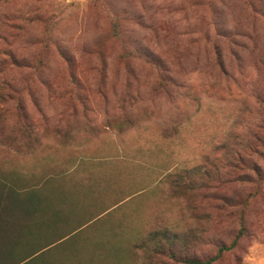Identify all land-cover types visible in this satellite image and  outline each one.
<instances>
[{
    "label": "rangeland",
    "instance_id": "obj_1",
    "mask_svg": "<svg viewBox=\"0 0 264 264\" xmlns=\"http://www.w3.org/2000/svg\"><path fill=\"white\" fill-rule=\"evenodd\" d=\"M6 52L0 176L66 196L57 264H184L163 231L206 260L241 227L213 264H264V0H0Z\"/></svg>",
    "mask_w": 264,
    "mask_h": 264
},
{
    "label": "trees",
    "instance_id": "obj_2",
    "mask_svg": "<svg viewBox=\"0 0 264 264\" xmlns=\"http://www.w3.org/2000/svg\"><path fill=\"white\" fill-rule=\"evenodd\" d=\"M5 58L0 59V73L9 65L18 64L12 52H6ZM66 196L53 198L42 193V188L18 189L9 182L6 176H0V264H57L51 256V246L60 242L55 248L71 246L79 240L81 225L71 224L65 218L62 210L66 205ZM243 228L228 246H221L217 254L209 259H179L171 246L178 236L167 231L153 232L148 242L151 244L147 251L156 255H169L174 261L184 264H213L225 251L236 247ZM41 233H45L41 237ZM159 236L170 243L164 248L158 241ZM146 243V242H145ZM134 245V244H131ZM146 246L143 244L141 247ZM171 246V247H170ZM66 249V247H65ZM151 249V250H150ZM108 251L114 256L121 252V247L115 246ZM65 258L69 260L67 255ZM59 261V260H58ZM64 264V259L60 258ZM60 263V262H59ZM90 264V263H85Z\"/></svg>",
    "mask_w": 264,
    "mask_h": 264
}]
</instances>
